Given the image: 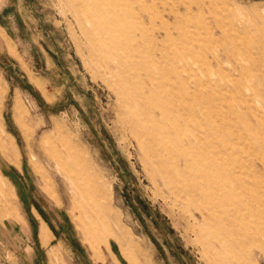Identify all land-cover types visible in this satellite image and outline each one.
<instances>
[{"label":"rangeland","instance_id":"374dc122","mask_svg":"<svg viewBox=\"0 0 264 264\" xmlns=\"http://www.w3.org/2000/svg\"><path fill=\"white\" fill-rule=\"evenodd\" d=\"M0 171V264H264V0H0Z\"/></svg>","mask_w":264,"mask_h":264},{"label":"crops","instance_id":"0c3cea01","mask_svg":"<svg viewBox=\"0 0 264 264\" xmlns=\"http://www.w3.org/2000/svg\"><path fill=\"white\" fill-rule=\"evenodd\" d=\"M1 173H2V172L0 171V175H1ZM2 174H3V173H2ZM43 223H45V222H44V221H42V224H43ZM45 224H46V223H45ZM40 227H41V226H40ZM39 232H40V230H39Z\"/></svg>","mask_w":264,"mask_h":264}]
</instances>
